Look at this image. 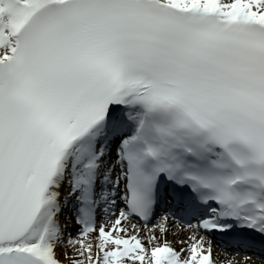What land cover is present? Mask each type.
<instances>
[{"label": "snow or ice", "instance_id": "snow-or-ice-1", "mask_svg": "<svg viewBox=\"0 0 264 264\" xmlns=\"http://www.w3.org/2000/svg\"><path fill=\"white\" fill-rule=\"evenodd\" d=\"M240 255L264 264V0H0V264Z\"/></svg>", "mask_w": 264, "mask_h": 264}, {"label": "bare ground", "instance_id": "bare-ground-1", "mask_svg": "<svg viewBox=\"0 0 264 264\" xmlns=\"http://www.w3.org/2000/svg\"><path fill=\"white\" fill-rule=\"evenodd\" d=\"M169 238L171 239V236H170ZM222 259H224V258L219 256V260H222ZM235 260L238 261L239 264L243 261V260L238 259V258H236V257H235Z\"/></svg>", "mask_w": 264, "mask_h": 264}]
</instances>
